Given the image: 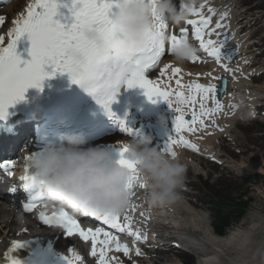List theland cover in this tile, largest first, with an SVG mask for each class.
Returning a JSON list of instances; mask_svg holds the SVG:
<instances>
[{
  "label": "snow or ice",
  "instance_id": "snow-or-ice-1",
  "mask_svg": "<svg viewBox=\"0 0 264 264\" xmlns=\"http://www.w3.org/2000/svg\"><path fill=\"white\" fill-rule=\"evenodd\" d=\"M130 2L131 0H72V7L69 11L75 22L69 27L56 19L59 14L58 9L61 7L58 0H33L28 6L27 14L21 15L18 20L14 21L16 26L8 34L11 40L6 47L3 46V37H0V119L6 118L8 109L25 98V93L29 88L40 87L45 79L51 78L50 74L45 71L46 67H51L52 75L55 73L67 74L73 84L85 86L88 93L104 108L109 117L119 125L122 131L128 134H132V130L128 128L127 121L120 119L111 111V105L116 102V94L122 84L126 83L127 87L132 89H143L145 96L154 104L161 101L166 102L176 113L175 135L170 138L163 151L176 157L174 146L182 144L185 148L199 152V148L185 139L182 134L184 132L194 133L198 124L203 130L205 127L204 118L212 117L216 112L223 110V104L218 98V88L215 84L204 85L195 81L183 84L182 69L178 66L165 64L163 68H159L166 52L171 54L182 41H188L187 28L182 29L179 35H168L166 47L162 37L164 34H168L169 25L164 18L154 17L158 32L150 35L146 50L131 63L114 60L106 49L97 48L83 37L85 30L93 29L100 33L106 43L117 38L118 34L112 25L111 17L123 4ZM177 7L183 10V0H178ZM204 7L201 5L199 9L191 10L188 15L199 17V19H189L187 24L194 30V36L199 41L200 48L208 56L214 58L220 67L230 71L228 65L223 63L225 59L230 60L223 54V43L210 38L206 39L215 30L209 31L212 21L210 17H205ZM208 12L215 14V10L210 7ZM3 23L4 18L0 17V25ZM215 27L219 29L224 25L217 23ZM25 34L31 39L30 61L22 60L16 50L17 42ZM73 49L80 53L81 61L75 62L69 58L67 53ZM191 61L196 63L199 61V57L195 55ZM158 68L161 78L167 76L169 81L176 78V89L165 90L161 87L162 79L151 78L152 71ZM188 74L191 75V73ZM208 76H211V73H208ZM213 79L218 78L213 77ZM208 101H212L215 107H207ZM197 103H199L198 112L195 109ZM189 106L192 108L190 120L185 118V108ZM127 152V146H122L118 163L131 173L128 184L131 195L129 210L123 214L115 215H96L95 213L84 215L95 218L110 230H106L104 227L84 230L80 222L63 208H57L51 216L44 212L40 213V220L45 225L55 223L63 227L68 236L78 234L82 240H90L92 243L91 255L99 257L98 264H109L108 252L113 250V246L116 252H122L125 256L130 255L131 249L128 245L122 244L119 236L111 230H114L115 233H126L134 237L137 242H146V236L142 235L139 230H133L131 212L139 206L138 200L134 198L138 197L142 190L147 191L148 187L139 176L136 164L127 160ZM33 158V155H30L26 159L30 162ZM13 164V161H8L0 165V169L11 175L9 170L13 168ZM21 180L23 181V190L29 194L23 208L25 212L31 213L39 206L40 202L45 200L34 190V177L28 168ZM15 191L16 189L13 188L12 192L15 193ZM43 206L47 208L49 205L45 202ZM98 245H102V247L98 249ZM22 247H24V243L13 241L6 253L4 264H20V261L14 258L13 253ZM69 251L71 256L65 258L67 264H82L83 258L73 249ZM135 252L136 255H141L139 248H136Z\"/></svg>",
  "mask_w": 264,
  "mask_h": 264
},
{
  "label": "clouds",
  "instance_id": "clouds-1",
  "mask_svg": "<svg viewBox=\"0 0 264 264\" xmlns=\"http://www.w3.org/2000/svg\"><path fill=\"white\" fill-rule=\"evenodd\" d=\"M201 0H183L184 8L176 0H131L123 4L111 17L118 37L106 43L99 32L87 29L84 39L99 49H106L114 60L134 62L149 45V37L158 32L154 17L179 25L189 18ZM167 43L168 34L162 37ZM75 62L82 60L76 50L67 53ZM196 55L189 41H182L171 53L173 63L183 65ZM83 132L62 134L58 142L33 155L28 169L34 177V190L48 205L63 208L72 215L123 214L129 207L131 195L128 184L131 173L113 154L102 148L87 146ZM127 160L136 164L139 176L148 187L144 202L149 208L175 204L180 198L186 167L179 156L152 146L150 138L127 141ZM17 220L23 222L22 213Z\"/></svg>",
  "mask_w": 264,
  "mask_h": 264
},
{
  "label": "bare ground",
  "instance_id": "bare-ground-1",
  "mask_svg": "<svg viewBox=\"0 0 264 264\" xmlns=\"http://www.w3.org/2000/svg\"><path fill=\"white\" fill-rule=\"evenodd\" d=\"M13 7L5 9V12L12 13L11 8ZM210 8H213L217 13L218 23L220 17L224 19L223 22H220L224 27L219 28V35L223 36L225 40L230 39L234 35L231 32L232 26L228 23V20L231 19L230 13L223 7L221 0L219 2L211 0ZM219 40L218 38L217 41ZM176 65L174 63V66ZM192 76V73L191 75L187 74L186 78L191 79ZM230 107L227 106V108ZM231 123L232 121H226L224 125ZM202 138L204 140L199 141L197 144L201 150L206 149L210 145V140L215 139V137L206 139L204 135H202ZM180 160L182 163L186 162L183 155H181ZM187 161L190 163L188 159ZM237 167L240 168L241 166L237 164L233 168L236 169ZM6 211L7 209L0 207V240L2 241L0 246H3L13 236L10 229H13L14 225L20 228L19 221L16 218H13L11 223L7 220L4 221ZM148 213L142 217L145 220L151 217L153 219L150 224L152 227L159 228L164 223L163 225L165 227L168 225V231H171V235L176 238L173 241H188L194 247L197 246L201 249V259L197 261L198 264H264V238L258 240L255 237L258 233H264L263 221L253 219L249 225L242 223L239 228L229 230L225 236H217L210 228L207 214L197 210L189 203L186 196L181 195L175 204L149 208ZM260 216L263 217V215ZM203 228V236H198L196 230ZM18 230L14 232L17 233Z\"/></svg>",
  "mask_w": 264,
  "mask_h": 264
},
{
  "label": "rangeland",
  "instance_id": "rangeland-1",
  "mask_svg": "<svg viewBox=\"0 0 264 264\" xmlns=\"http://www.w3.org/2000/svg\"><path fill=\"white\" fill-rule=\"evenodd\" d=\"M258 15L262 16L259 17V20L261 21L262 18L261 22L264 26V14L258 12L254 13V16ZM258 51L259 50H257V52ZM254 62L258 65V67H260L262 71H264V53L263 55L256 54ZM256 82V84L260 86V89L263 90L260 91L264 97V73L261 74L259 79H256ZM248 118V115H246L245 123L239 122V124H237L238 129L236 128L231 136L233 138V144H231L230 146L232 147L227 148V145L222 147V152L224 154L223 160H225V165L219 166L217 164L214 165L210 162H205L202 166L204 168V170L202 171L204 175L198 176L204 177V180L206 179V177L210 178L211 180L209 183L211 185H217L220 190H226L227 192L228 188V191L233 194V197L237 198L239 197V195L241 196L244 193H248L247 197L251 196L253 198L246 217H244L242 221H240V224H234L231 229L239 228L242 223L244 225H249L253 219H258L264 222V138L255 135V132L253 133L251 131L252 129L256 131V129L260 127L259 124L252 123V125L250 123L251 127H247L248 122L246 123V121L248 120ZM241 127H247L246 130L248 132L240 130ZM233 161L240 164L244 168H249L253 171L247 172L242 171L241 168L239 170H234L233 168L226 167L227 162ZM192 175L193 178H191V181H193L192 184L194 186V189L192 193L191 188L192 194H188L191 195V198L193 199V206H196L198 210L202 211L204 214H208L211 223L212 217L210 213L211 209L214 208V203L211 200L209 194H206L205 189H201L202 184L199 183L200 181L196 175V172L192 171L191 176ZM251 175H259V177H261L260 182L248 183L247 179ZM217 186L215 190H217ZM198 189L200 190V192L196 191ZM211 201L213 204H207V202L210 203ZM260 215H263V217ZM197 234L203 236V231H197ZM257 237L259 240H263L264 233L257 234ZM190 252H192L191 249ZM184 255L185 254H177V252L175 251L171 254H162V257L160 258V264H184L182 260V257ZM195 258L197 261V256H195Z\"/></svg>",
  "mask_w": 264,
  "mask_h": 264
},
{
  "label": "trees",
  "instance_id": "trees-1",
  "mask_svg": "<svg viewBox=\"0 0 264 264\" xmlns=\"http://www.w3.org/2000/svg\"><path fill=\"white\" fill-rule=\"evenodd\" d=\"M228 206H230V214L226 218L219 219V224L216 227L218 232L221 234L225 233L226 228L229 226V223L232 221V219L237 221L240 220L244 214L245 208H247L249 204L246 201L243 203H240V201L238 203L232 201L228 203Z\"/></svg>",
  "mask_w": 264,
  "mask_h": 264
}]
</instances>
